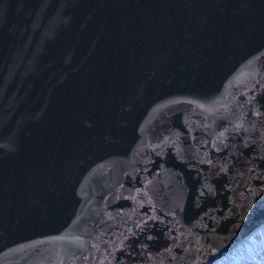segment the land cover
Wrapping results in <instances>:
<instances>
[{"label":"water","instance_id":"1","mask_svg":"<svg viewBox=\"0 0 264 264\" xmlns=\"http://www.w3.org/2000/svg\"><path fill=\"white\" fill-rule=\"evenodd\" d=\"M264 225V0H0V264H216Z\"/></svg>","mask_w":264,"mask_h":264},{"label":"rangeland","instance_id":"2","mask_svg":"<svg viewBox=\"0 0 264 264\" xmlns=\"http://www.w3.org/2000/svg\"><path fill=\"white\" fill-rule=\"evenodd\" d=\"M228 257L216 264H264V227L253 232L247 242Z\"/></svg>","mask_w":264,"mask_h":264}]
</instances>
